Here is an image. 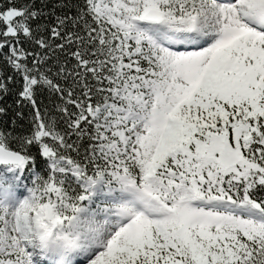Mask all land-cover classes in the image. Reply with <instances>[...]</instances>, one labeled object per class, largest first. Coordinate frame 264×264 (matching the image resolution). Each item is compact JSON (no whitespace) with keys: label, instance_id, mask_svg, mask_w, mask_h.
<instances>
[{"label":"snow or ice","instance_id":"1","mask_svg":"<svg viewBox=\"0 0 264 264\" xmlns=\"http://www.w3.org/2000/svg\"><path fill=\"white\" fill-rule=\"evenodd\" d=\"M0 264H264V0H0Z\"/></svg>","mask_w":264,"mask_h":264}]
</instances>
